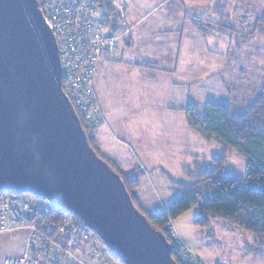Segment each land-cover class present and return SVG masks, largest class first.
<instances>
[{
	"label": "water",
	"instance_id": "obj_1",
	"mask_svg": "<svg viewBox=\"0 0 264 264\" xmlns=\"http://www.w3.org/2000/svg\"><path fill=\"white\" fill-rule=\"evenodd\" d=\"M62 78L39 2L0 0V192L72 214L122 264H176L166 238L90 147Z\"/></svg>",
	"mask_w": 264,
	"mask_h": 264
},
{
	"label": "crops",
	"instance_id": "obj_2",
	"mask_svg": "<svg viewBox=\"0 0 264 264\" xmlns=\"http://www.w3.org/2000/svg\"><path fill=\"white\" fill-rule=\"evenodd\" d=\"M114 2L116 5L121 4L119 6L124 8L127 21L133 28L128 39L120 44L118 53L114 57L106 56L99 61L98 75L94 79V85L104 119L96 128L94 137L97 141L96 146L107 158L110 157L121 165H130V170L140 166L144 172L142 184L148 185V189H145V192L133 193V195L144 207V200L150 199L153 202L151 196L146 199L143 197L146 190L150 193L154 190L151 187L153 183L159 184L161 187H164V184H168V188L172 187L173 190L168 191L169 198L167 200L171 196L176 197L178 193L172 184L166 182L164 171L158 170L160 167L165 168L161 163L149 166L144 163L136 164L133 160L128 163L124 162L125 159L139 157V152L144 157H150L155 155L157 150L137 142L134 138L120 144L122 138L119 132L124 134L123 128H120L121 122L125 121V118L126 120L132 117L136 118L140 112L148 114V110L155 109L162 118V124L169 119H176L178 116L175 122L178 121L182 126L183 118L178 110L191 104L187 102V98L191 92L192 95L195 94L196 87H200L203 95L218 94L222 99H226L229 94L236 97L242 89L241 86L236 89L233 82L226 86V83H223L225 81L224 69H221L222 67L226 68L228 64L227 51L239 55L241 48L245 47L249 41H254V37L241 40L227 35L226 38L220 37L221 42L216 34L213 37H203L190 24L188 15L194 10L203 11L214 7V5L219 6L218 13L207 15V12L206 17L229 16L225 12L226 6L229 5H233L235 8H237L236 5L243 7L242 12H236L234 16L261 14L264 13V0H114ZM222 9L224 12H221ZM247 31L249 32V30ZM224 39L230 41L229 45L226 44L230 48L223 45L226 41ZM231 40L234 42L233 44H231ZM209 46H217L216 55L209 52ZM234 47H237V50L234 51ZM245 65L244 63L243 66ZM229 66L230 64H228ZM212 69L217 70L219 72L217 75L224 79V81L216 79L217 82L214 86L209 82L212 77L217 76L211 77L209 71ZM242 69L244 68L239 66L238 72H241ZM237 75L243 78L239 73ZM184 94L186 97H182ZM118 101H123L124 106H115ZM129 102L132 103L129 104ZM129 132L128 138L133 135L132 131ZM198 143L204 144V141L199 137ZM171 149L175 148L171 144L164 143V151L160 150L156 155L165 154L167 151L169 154H173ZM146 166H153L154 169L148 168L150 170L148 171ZM151 172H155L154 178ZM141 196L142 198H140ZM164 200L166 199L161 201ZM16 237L17 234L12 231L0 233V264L5 258L15 256L20 251L21 241L18 240V237L16 240Z\"/></svg>",
	"mask_w": 264,
	"mask_h": 264
},
{
	"label": "trees",
	"instance_id": "obj_3",
	"mask_svg": "<svg viewBox=\"0 0 264 264\" xmlns=\"http://www.w3.org/2000/svg\"><path fill=\"white\" fill-rule=\"evenodd\" d=\"M37 1L40 3V0ZM111 4L112 0H108V5L111 6ZM218 8V5H214L212 9L194 10L188 15L190 24L203 37L215 36L213 31L206 33L203 30L204 21L211 23L214 28L216 27L217 34L228 35L234 39H243L245 36L246 39L253 38L264 25V13L259 14L254 20V26L247 34L231 22L228 16L215 17L214 20L205 16L207 12L218 13ZM223 26L225 30L227 28V31H223ZM92 104H96L99 108L100 119L97 122L91 116L84 119L80 112H76L90 147L119 175L128 195L131 196L133 205L147 218L152 228L158 230L169 241L172 249L171 256L176 264H179L178 256L187 258L189 254L183 246H175L173 239L166 236V228L172 220L179 218L181 214L192 207H196L201 214V218L196 220V224L208 226L209 222L221 220L232 228L247 231L254 236L253 245L248 247L250 252L264 250V86L255 95L249 108L241 115L236 112L231 102L191 103L178 110L184 114L186 125L196 136H199L206 144L215 143L221 146L222 151L219 155L210 157L207 169L199 172L193 182H178L175 186L177 196L170 201L164 211L156 214L144 210L133 195V192L140 187V181L144 175L140 166L125 170L114 159L107 158L96 146L95 130L104 119L96 92ZM230 151H234L246 159L247 172L244 179L226 173V153ZM49 207L53 213H64L56 207L51 205ZM68 215L77 220L72 214L68 213ZM104 248L108 252V249L103 245L101 252L103 253ZM108 253L110 254V252Z\"/></svg>",
	"mask_w": 264,
	"mask_h": 264
},
{
	"label": "rangeland",
	"instance_id": "obj_4",
	"mask_svg": "<svg viewBox=\"0 0 264 264\" xmlns=\"http://www.w3.org/2000/svg\"><path fill=\"white\" fill-rule=\"evenodd\" d=\"M236 7L237 8H235V6L233 7V5L226 6L225 12L229 14V20L238 26L239 29H244V32L247 34V30H252L251 28L254 26V20L260 13L234 16L236 12H242L243 10L241 5H236ZM209 9H212V7ZM221 12H224V9H222ZM210 14L213 13L208 12L207 15ZM211 20H214V18H211ZM203 27V30H205L206 33L213 31V33L216 34V37H219L220 42L222 37H227L217 34V29H215L216 27L214 28L211 23L204 21ZM223 28V31H227V28L226 30L224 26ZM245 37L241 40H246ZM253 39L254 41H249L246 43L245 47L241 48L239 55H235L234 52L227 51L226 58L227 60L229 58L228 64H230V66L228 67L227 64L226 68L222 67L221 69H224L223 76L225 81L217 75L219 73L217 70L212 69L209 71L211 77L217 75L209 80L210 84L213 86L217 81H219V79L223 80V83H226V86L229 83L232 84V82L233 85L236 86V89L241 86L242 89L238 92L236 97L229 94L226 99H222L219 98L218 94L210 96L209 93H207V95H203L204 93L200 90V87H196L194 95H192V92L190 91L191 95L188 96L187 102H206V100L212 102H231L239 115L248 109L252 104L255 95L258 91L263 89L264 86V25L261 26L260 32H257ZM224 40L226 41L223 45L230 48V46L226 45H229L230 41L228 39ZM233 43L234 42L231 40V44ZM209 47V52L216 55L218 52L217 46ZM234 48V51L237 50V47ZM117 53L118 50L111 57H114ZM244 63L246 64L245 66H243ZM239 66L244 68L241 72H238ZM238 73L240 76H243V78L238 77ZM212 91L215 93L214 90ZM184 96L186 97L185 94L182 95V97ZM131 103L132 102H129V104ZM115 106H124V103L123 101H118ZM131 110L133 109L131 108ZM179 114H181L183 118L182 126H180L178 121L175 122L178 116H176V119H169L166 123L162 124V118L158 115V112L155 109H151L150 111L148 110V114L147 112L146 114L140 112L136 118L132 117L128 120L125 118V121L121 122L120 128H123L125 135L121 134V131L119 132L120 137L124 139L120 140V144H122L123 141L128 142L130 139L133 140L134 138L137 142H141L143 145H148L149 148L157 150L153 156L144 157L140 155L139 152V157H134L133 159L129 158V160L125 159L124 162L128 163V161L132 162L133 160L136 164L144 163V165L147 164L149 166L154 164L160 165L161 163L162 166H165V168L160 167L158 170L160 169L161 171H164L167 178L166 182L172 184L173 187H175L178 182H193L195 176L198 175L199 172L207 169L210 157L217 156L222 151V147L216 145L215 143H198L199 136H196V134L188 128L184 114ZM129 131H132L133 135L128 138L127 136L130 133ZM164 143L169 145L171 144L172 147L175 148L171 149L173 154H169V151H167L165 154L156 155L160 152V150L164 151ZM109 155L111 156V154ZM226 157V173L228 175H236L240 179H244L247 172L245 168L246 159L244 157H240L234 151L227 152ZM149 166H146L148 171H150L149 169H154L153 166ZM121 167L125 170H130V165L128 164H123ZM154 173L155 172H151L153 178L155 177ZM140 183L141 186L139 189L135 190L133 193L137 194L139 191L145 192L144 190L148 189V185L142 184L143 179H141ZM151 187H153L154 190H152L151 193L146 190L145 196L147 197L144 195L143 197L146 199L148 196H151L153 202H151L150 199L147 201L144 200L143 209L148 213H161L162 210L167 208L168 204L172 200L173 196H171L168 200L167 198H169L168 191H172L173 189L172 187L168 188V184H164V187H161L159 184L157 185L156 183H153ZM156 195L158 199L156 198ZM140 198H142V196ZM162 199H166L167 201H161ZM200 218L201 214L198 212L197 208L192 207L188 211L181 214L179 218L172 220L170 225L166 228V236L172 240L170 236L172 234L178 238L179 241H181V246H183L189 254L187 258H190L193 264H264V250H257V252L256 250L251 252L248 250V247L253 245V235L247 231L244 232L238 228H232L226 224V222L221 220L209 222L208 226L196 224V220ZM102 259L103 261L105 259L104 263L107 264H122L112 258L111 255L105 251V248L102 253Z\"/></svg>",
	"mask_w": 264,
	"mask_h": 264
},
{
	"label": "built area",
	"instance_id": "obj_5",
	"mask_svg": "<svg viewBox=\"0 0 264 264\" xmlns=\"http://www.w3.org/2000/svg\"><path fill=\"white\" fill-rule=\"evenodd\" d=\"M46 26L58 45L62 89L72 108L97 122L94 79L99 61L117 52L131 27L124 8L112 0H40ZM89 124V123H88ZM44 199L0 192V233L14 232L21 241L17 255L2 264H106L102 242L81 220L53 213ZM171 234V233H170ZM175 246L178 238L170 235ZM180 264H193L178 256Z\"/></svg>",
	"mask_w": 264,
	"mask_h": 264
}]
</instances>
